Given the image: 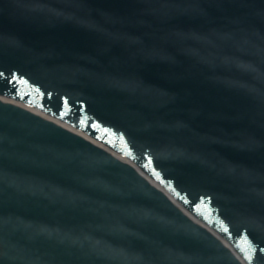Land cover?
Returning <instances> with one entry per match:
<instances>
[{
  "label": "water",
  "instance_id": "water-1",
  "mask_svg": "<svg viewBox=\"0 0 264 264\" xmlns=\"http://www.w3.org/2000/svg\"><path fill=\"white\" fill-rule=\"evenodd\" d=\"M0 74L161 188L0 101V264H264V0H0Z\"/></svg>",
  "mask_w": 264,
  "mask_h": 264
},
{
  "label": "snow or ice",
  "instance_id": "snow-or-ice-1",
  "mask_svg": "<svg viewBox=\"0 0 264 264\" xmlns=\"http://www.w3.org/2000/svg\"><path fill=\"white\" fill-rule=\"evenodd\" d=\"M0 75H2V74H0Z\"/></svg>",
  "mask_w": 264,
  "mask_h": 264
}]
</instances>
